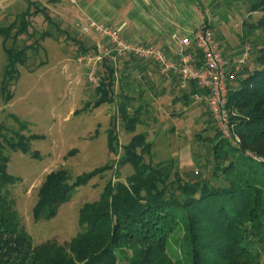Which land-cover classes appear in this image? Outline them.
<instances>
[{
    "label": "trees",
    "instance_id": "obj_1",
    "mask_svg": "<svg viewBox=\"0 0 264 264\" xmlns=\"http://www.w3.org/2000/svg\"><path fill=\"white\" fill-rule=\"evenodd\" d=\"M24 1L26 9L16 14L14 21L0 24L4 42L28 34L30 21L39 15L65 35L45 7ZM254 12L261 16L246 26L248 31L264 29V0L250 6L249 13ZM50 37L45 32L39 39ZM36 44L4 48L1 92L5 102L12 97L7 89L18 77L17 66L25 64L26 51ZM79 44L81 53L88 52ZM193 53L195 65L200 66V52ZM248 58L227 82V108L233 113L230 121L238 145L221 138L216 128L211 138H202L210 144L211 176L220 184L199 175L183 179L173 172L171 161L152 163L153 144L146 141L144 133L134 134L118 146L115 122L110 121L107 149L117 158L116 166L96 168L72 181L64 169L54 170L38 188L32 218L48 220L77 187L118 166L132 169L124 182L109 180L97 200L79 208V231L63 246L52 241L33 246L8 192L18 179L7 173L9 158L4 149L26 153L34 136L0 138V264H264L252 247L264 249V45ZM132 60L136 70L145 72L142 60ZM101 68L95 99L84 104L85 110L114 101L115 71L107 61ZM196 91L190 83L182 90L181 101L186 104ZM131 100L121 94L117 104L118 117L128 134L135 132L141 113V106L131 109Z\"/></svg>",
    "mask_w": 264,
    "mask_h": 264
},
{
    "label": "rangeland",
    "instance_id": "obj_2",
    "mask_svg": "<svg viewBox=\"0 0 264 264\" xmlns=\"http://www.w3.org/2000/svg\"><path fill=\"white\" fill-rule=\"evenodd\" d=\"M258 1L211 0L206 7L209 30L229 62L228 71L243 48L248 47L251 56L257 47L264 45V29H246L261 16V12L249 13L250 6ZM22 3L25 6L24 0ZM36 17L39 20L30 21L28 34L5 42L0 37V138L9 139L16 134L35 137L29 141L26 153L4 149L9 158L7 173L18 179L8 187V192L33 246L46 241L67 244L79 231V208L97 200L109 180L124 182L132 174L129 165L115 167L77 187L53 218H32L38 188L49 172L64 169L72 181L96 168L116 166L117 158L107 149L106 131L110 121L115 122L118 146L125 145L134 134L144 133L146 141L153 144L152 163L171 161L173 172H178L183 179L199 175L215 185L220 184L211 176L210 144L202 140L215 133L213 120L203 103L189 98L184 104L175 78L163 79L154 64L143 61L146 75L135 69L132 57L124 56L107 60L115 71L114 101L85 110L84 104H91L95 99V89L86 83V66L77 62L81 54L77 45L83 38L81 33L65 29V35L59 34L42 16ZM14 19L10 18L4 25ZM45 32L51 37L39 39ZM35 41L36 47L26 51L25 64L17 66L18 77L7 89L12 97L5 102L1 92L6 63L4 48H23ZM98 43L104 45L102 40ZM121 94L131 97V109L141 106L139 124L132 134L124 131L118 117ZM252 247L264 262L262 246ZM174 248L178 253V248Z\"/></svg>",
    "mask_w": 264,
    "mask_h": 264
},
{
    "label": "built area",
    "instance_id": "obj_3",
    "mask_svg": "<svg viewBox=\"0 0 264 264\" xmlns=\"http://www.w3.org/2000/svg\"><path fill=\"white\" fill-rule=\"evenodd\" d=\"M75 27L81 34L97 35L104 42V45L96 44L91 52L81 53L77 57V62L86 66L85 80L90 88L96 89L100 85V69L104 61L127 56L151 62L163 79L175 78L179 90H185L190 83L195 84L198 91L190 96L191 99L205 105L221 138L234 146L238 145L239 139L230 121L233 113L227 108V82L246 62L248 47L243 48L232 61V69L228 71L229 62L222 56L220 44L203 25L183 37L171 34L174 56L150 44L125 40L116 28L108 25L90 22L88 25L76 24ZM193 50L199 51L202 56L200 66L195 65Z\"/></svg>",
    "mask_w": 264,
    "mask_h": 264
},
{
    "label": "crops",
    "instance_id": "obj_4",
    "mask_svg": "<svg viewBox=\"0 0 264 264\" xmlns=\"http://www.w3.org/2000/svg\"><path fill=\"white\" fill-rule=\"evenodd\" d=\"M46 8L59 27L79 33L76 24L100 23L116 28L125 40L142 42L175 55L171 34L190 35L208 25L206 7L211 0H31ZM23 0H0V24L26 9ZM32 20L38 21V17ZM80 44L92 51L100 37L80 34ZM79 48V47H78ZM83 50V49H82ZM85 53V52H84ZM146 69V68H145ZM146 73V72H142ZM147 75V73H146Z\"/></svg>",
    "mask_w": 264,
    "mask_h": 264
}]
</instances>
